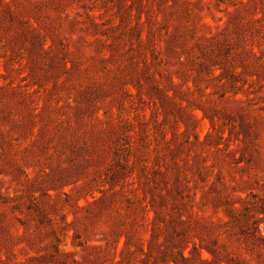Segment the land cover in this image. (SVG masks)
Listing matches in <instances>:
<instances>
[{
  "label": "rangeland",
  "instance_id": "obj_1",
  "mask_svg": "<svg viewBox=\"0 0 264 264\" xmlns=\"http://www.w3.org/2000/svg\"><path fill=\"white\" fill-rule=\"evenodd\" d=\"M0 264H264V0H0Z\"/></svg>",
  "mask_w": 264,
  "mask_h": 264
}]
</instances>
